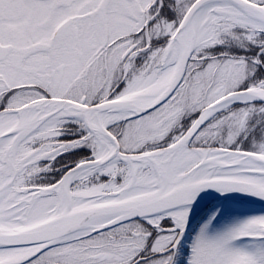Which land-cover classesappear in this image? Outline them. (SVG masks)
<instances>
[{"label": "snow or ice", "instance_id": "obj_1", "mask_svg": "<svg viewBox=\"0 0 264 264\" xmlns=\"http://www.w3.org/2000/svg\"><path fill=\"white\" fill-rule=\"evenodd\" d=\"M0 264H264V0H0Z\"/></svg>", "mask_w": 264, "mask_h": 264}]
</instances>
